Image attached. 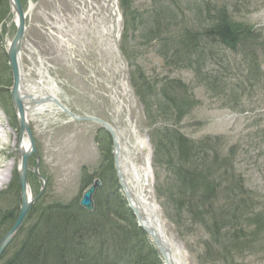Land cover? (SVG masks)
Segmentation results:
<instances>
[{
    "label": "rangeland",
    "instance_id": "374dc122",
    "mask_svg": "<svg viewBox=\"0 0 264 264\" xmlns=\"http://www.w3.org/2000/svg\"><path fill=\"white\" fill-rule=\"evenodd\" d=\"M20 2L27 11L30 4L35 5L22 50L25 78L31 80L40 78L41 75H51L58 81L60 98L72 111L100 117L115 126L123 145L124 168L132 169L137 165L135 158L141 166L142 162L146 163L148 154L152 161V151L154 152L152 140L148 139L150 132L153 135L154 129L149 124V110L137 93L132 91L128 95L127 81L138 85V77L134 81L132 79L133 72L141 70V67V72L148 76L149 85H155V79L165 78L177 101H188L183 107L182 117H177L175 107L168 114H165L161 107H157L153 115L163 114L161 119L174 124L191 138L218 136L220 150L225 153L231 151L230 161L234 162L236 171L231 173L229 179L234 182L239 180L244 187L234 197H231L235 193L233 190L228 192L217 189L215 193L218 196L213 197L217 206H212L213 213L218 214L220 209H226L225 212L228 213L232 211L229 206L224 207L229 203V200L225 199L226 195H229L231 200L242 199L243 217L247 219L255 215V222L257 219L262 223L257 236L258 246L250 245V248H255L245 250L247 254L243 259L234 258L235 263L240 264L242 261L245 264H264V0H130L129 5L135 10L137 21L132 19V14L129 13L131 22H128L130 30L126 34V41L124 32L121 34L125 19L120 0ZM197 7L203 18L199 24L193 20ZM211 12L214 16L224 14L234 22L245 24L250 32L257 34L258 40L241 39L237 43L238 49L219 46L215 49L216 53L212 59L204 53L203 56H198L191 50L188 51L184 44L180 46L176 42L177 37L185 40L191 38L195 42L199 34H205L211 23L210 19L205 18L209 17ZM114 17L115 33L111 29V18ZM174 17L177 20L172 21ZM15 19L8 0H0V125L9 124V133L5 139L0 129V139L5 152L11 153L10 159H15L18 163L20 153L16 139L19 140L22 134L17 123L18 111L12 99L13 74L6 52L17 30ZM134 23L140 25L137 31L133 30ZM156 29L159 32L158 37L153 39L154 34L145 37L149 30L153 32ZM187 29L194 30L197 36L187 32ZM166 38L169 42L168 49L165 47ZM163 50H166L165 55ZM172 51L181 53L183 58L176 57L178 61L171 59L169 52ZM254 53L258 57L260 77L254 75ZM82 59L84 60L80 62ZM102 59L106 60V65L102 63ZM191 61L189 68L183 66ZM41 66L43 71L38 73ZM106 66L110 75H114V79L105 72ZM87 79L92 83L86 81ZM174 81L176 87L173 86ZM206 81L210 82V86ZM158 86L155 90L161 92ZM155 100L153 95L151 102L154 103ZM153 109L154 105L149 113L152 114ZM169 116L171 117L167 119ZM30 125L34 132L35 144L27 170L33 190L32 198L41 190L43 192L34 201L22 227L2 253L0 264L20 248L33 225L41 223L42 211L46 207L57 205L58 202L68 204L72 200L82 198L87 189L84 185L82 187L85 169L94 180L96 171L105 166L107 161L104 155L106 147L113 148L112 142L108 143L106 140L105 131L100 129L99 123L91 120L71 121L68 114L62 111L55 118L47 116V119H39L33 115ZM172 128V125L167 126L168 130ZM163 130L165 131V127ZM134 131L147 138L151 147L149 151L144 149L143 153L138 149L137 157L134 150ZM10 159L3 161L10 162ZM17 163L9 175L8 182L0 190V240L12 228L10 224L13 218L18 217L22 205V188L17 176L20 165ZM151 168L153 180L156 182L158 178L157 183L165 194L161 201L164 205L172 204L173 191L177 189L169 184H174L176 177L162 169L163 167L155 168L151 164ZM102 169L103 173L105 168ZM132 172L128 171L130 178ZM105 173L107 176L104 191L111 189L114 192L117 184L113 179L114 174L117 178V171L109 170ZM192 190V195L186 197H199V200L205 195L204 189ZM113 192L107 194L111 195ZM120 192L124 196L121 188ZM186 192L189 195V191ZM153 194H156L155 187ZM155 199L159 203L169 238L174 241L175 247L181 250L188 264H204L201 257L203 250L200 249L203 242L212 243L211 250L215 257L221 252L231 250V247L239 246V249H245L244 240L250 237L256 228L255 223L247 224L242 220L241 226L248 236L239 239L241 231L238 230L231 233L234 237L232 240V237L225 236L224 228L218 224L217 229L213 230L215 238L219 240L217 244L212 242L214 238L212 232L209 233L211 230L208 225L209 232L203 224L194 222L193 219L198 216H180L176 209H169L172 218H177L176 222L172 221L165 213L157 194ZM126 204L134 214L127 201ZM207 207L209 206L206 203L200 208L204 209V223L209 224L213 219L212 213H205L208 211ZM135 219L138 223L136 216ZM211 250L209 249L210 254Z\"/></svg>",
    "mask_w": 264,
    "mask_h": 264
},
{
    "label": "trees",
    "instance_id": "16d2710c",
    "mask_svg": "<svg viewBox=\"0 0 264 264\" xmlns=\"http://www.w3.org/2000/svg\"><path fill=\"white\" fill-rule=\"evenodd\" d=\"M120 2L125 19L124 38L126 41V34L130 30L128 22H131L129 13L132 14V19H135V21H137V18L134 13L135 10H132L129 5L130 0H120ZM195 12L200 15L199 7L195 9ZM212 14L211 12V15L205 18V20L210 19L212 23V25L210 23L207 27L205 34L197 36L194 30H186L193 33L195 37L197 36L195 42L191 38L185 40L182 37H177L176 42L180 46L184 44L188 51L191 50V52H194L198 56H203L204 53L211 58L215 55V49L219 46L223 45L225 49L227 47L238 49L237 43L241 39L248 41L252 39L258 40L257 34H254L252 31L250 32L245 24L234 22L229 16L224 14L222 16H219V14L214 16ZM200 17L202 18V16ZM175 20H177L176 17L172 18V21ZM132 26L133 30L137 31V27L139 28L140 25L134 23ZM149 32L151 31L149 30ZM149 32H147L145 37L153 34V39L158 37V29L151 33ZM168 45V38H166L165 47L167 49ZM166 50H163L164 55ZM135 55L136 53H134ZM169 56L171 59H176V57L183 58L181 53L179 54L175 51L169 52ZM194 60L193 63H195ZM253 60H255L256 64V66L253 65L254 75L256 74L260 77L261 70L256 53H254ZM191 63L192 61L183 66L189 68ZM140 69L143 70L141 67ZM141 70L133 72V81L136 77L139 80L138 85L134 82H132V85L135 93L142 99L145 103L144 106L149 111L152 110L154 105L152 114L149 111L147 112L151 120L149 124L154 128L153 135L150 132V138L154 147L153 165L155 168L163 167L162 169L170 172L177 180L173 181L174 184H169L172 187L174 185L177 189L175 192L173 191L172 204L166 203L164 205L161 197L165 194L162 193L157 183L158 178L156 179L155 190L158 199L160 198V204L167 216L176 222L177 218H172V212L169 209H176L180 216L195 214L203 221L204 209L200 207L207 203L209 207H207L208 211L205 213H212L213 220L209 224L204 223V221L202 223L196 217L193 220L195 223L199 222L203 224V227L209 232L208 225L211 230L209 233L212 232L214 238L212 242L217 244H219V240L215 238L213 230L217 229L218 224L224 228L225 236L227 237H232V232L240 230V239V237L248 236L246 235L247 231L243 230L244 227L241 226L242 220H245L247 224L255 223L256 228L253 234L244 240L246 241V246H248H245V249L241 250L239 246L231 247V250L221 252L220 255L215 257L211 250L213 247L212 243L203 242L200 246V249L203 250L201 257L204 264H239L235 263L234 258L243 259L247 254L245 250L258 246V244L256 245L258 242L257 236L261 231L260 225L262 222H259L257 219L255 222V215H253V218L246 219L243 217V200H231L229 199V195L225 196V199H228L229 203L224 207L229 206L232 211L228 213L225 212L226 209H220L218 214L213 213L212 206H217L215 201H213V197L218 196L215 193L217 189L228 192L233 190L235 193L231 197H234L244 187L243 183L239 180L236 179L234 182V180L230 181L229 179L231 173L233 174L236 171L234 162L230 161L231 151L225 153L220 150V145L218 144L220 137L218 136L207 135L200 139L191 138L174 124L161 119L164 117L163 114L153 115L157 107H161L165 114L170 113L173 107H175L177 108V117H182L183 107L187 105L188 101L178 102L174 91L171 90L165 78L161 80L155 79V85H149L148 76L142 73ZM175 82L173 83L174 87H176ZM206 82L210 86V82ZM158 84L161 86H158ZM156 86H158L161 92H156ZM153 95L156 97L154 103L151 102ZM159 125L161 126L160 128ZM168 125H172L174 128L168 130ZM164 127L165 131H162ZM105 135L108 138V143H111V137L106 132ZM104 155L107 161H105V166H102V168H105V171L114 170L115 172L112 149L106 147ZM102 168L96 171L97 175L94 178V180L99 178L102 186L97 188L94 194L95 208L92 211L82 207L80 200H72L68 204L58 202L57 205L54 204L46 207L42 211L41 223L33 225L20 248L5 260L3 264H164L161 253L147 232L138 225L134 214L128 208L126 198L120 192V185L115 174L113 180L117 184V189L114 192L111 189L104 191L106 190L104 184L106 183L107 174H104L105 171L101 172ZM94 180L93 176L86 172L85 169L82 175V187L84 185V188H88L93 184ZM191 188H195L196 191L204 189L205 195L199 200V197H186L191 196V192H194ZM186 191H189V195ZM107 192L113 193L108 195L109 193L107 194ZM196 201L197 203H195ZM199 203L202 204L199 205ZM190 217L192 218L193 216ZM16 219L17 217L13 218L10 224L11 227ZM233 239L234 237H232ZM250 245H254L255 247L250 248ZM209 249L212 254L209 253ZM240 262V264H245V262Z\"/></svg>",
    "mask_w": 264,
    "mask_h": 264
},
{
    "label": "bare ground",
    "instance_id": "6f19581e",
    "mask_svg": "<svg viewBox=\"0 0 264 264\" xmlns=\"http://www.w3.org/2000/svg\"><path fill=\"white\" fill-rule=\"evenodd\" d=\"M112 7H113V11H115L116 9H115L114 5ZM195 14H196V16H195V18H193V20L195 21L196 24H199L201 21H203L202 18L200 17L201 14L200 15L198 13H195ZM89 18L92 19L91 17H89ZM111 19H112L111 20L112 21L111 29L113 30V33H115L116 17H114V19L113 18H111ZM124 31H125V28H123V31H121V32H124ZM116 34H118V31L116 32ZM95 53L97 54V52H95ZM76 58H77V56H76ZM19 60H20V71L22 74V79L24 80V82L22 84L21 91L23 92V94H29V95L33 96L36 100H42L39 103H35L33 106H32V101L30 99L27 98V100L25 101V108H26L25 113H26V118H27L29 123L31 122L33 115H35L39 119H42V118L47 119V116L55 118V116H58L61 111L63 113L68 114L67 111H65L61 108V106L57 103V101H59L64 107H67V109L72 111L67 105H65V103L60 98L59 86H58L59 84H58L57 80H55L51 75H49V76L48 75H41L40 78H36V79L31 78V80L28 77L25 79L26 72L24 71L21 56H19ZM83 60L84 59L80 60V62H82ZM102 60H103L102 63L104 65H106V60H104V59H102ZM41 67H42V69H41ZM41 67L39 68L38 73H42L41 71H43V66H41ZM106 67L104 69L105 72L107 71L109 74V77L114 79L115 78L114 75H112V73L110 75V70L108 67L107 68ZM47 73L50 74L49 71H47ZM86 81H88V79ZM89 83H92V82H89ZM128 95H130V91H129ZM48 98H50V99L47 100ZM124 107L125 106H123V108ZM119 109L122 111L123 110L122 106H120ZM72 112L78 116L84 115V114L75 113L74 111H72ZM87 116H89V115H87ZM68 117L71 121H83V119L73 118L69 114H68ZM104 121L107 122L106 120H104ZM4 122H6V120H4ZM0 123H2V122L0 121ZM8 125H9L8 123L0 125V129L2 131V136L4 139L7 137L8 133H9V129H8L9 126ZM100 129H101V127H100ZM32 133L34 136L33 131H32ZM140 136H141V134H140ZM140 136H138V140H139L138 142L141 144V147H139V150H141L142 153H143L144 149H146V151H149L150 150L149 149L150 143L148 142L147 138L142 139V138H139ZM16 142L19 145V153H20V155L18 156V163L16 162L15 159H12V160L10 159L11 153L5 152L6 149H4L1 146L2 143H1V139H0V158H2V159H0V161L2 162L3 160L10 159V162H7V161H5V162L3 161L2 163L0 162V190L8 182L9 175L12 173L11 171H12L14 165L16 163L18 165H21V162L23 159V156H22L23 151L28 153V152H31L35 148L34 141H31L29 139V136L26 133L21 135L19 140L16 139ZM119 142L121 143V141H119ZM122 148H123V145H121V149ZM32 154H33V152L31 153V155L28 158V164H29L31 157L33 156ZM153 157H154V152L152 151V158ZM114 162H115V158H114ZM120 163H121V166H124V162L120 161ZM151 164H152V167H154L153 161H151V158H150V154H148V156L146 158V163L142 162L141 166L134 164L135 166L132 169H126V167L124 169L126 170V172L133 171L132 172V178H130V182H131L130 188H131L133 194H135V197H136L135 199H136L137 204L140 206V208L142 209V212H144V214L147 217V220H148L147 224L150 223L152 226H154V227L156 226L157 228L161 229L163 232L165 231L164 233L166 234V236H168L167 235L168 233H166V223L164 221V217L161 214L160 207H159V205L155 199V195L153 194V188L155 187L154 183H156V182L153 180V176H152L153 170L151 168ZM27 170H28V168H27ZM17 171L20 172V170H17ZM40 192H43V190H41ZM40 192H38V194ZM26 195L29 198V200L32 199L33 190H32V186L30 183H28ZM168 241H169V244L171 245V247H173V249H174L173 258H174L175 264H188V261L185 260V258L181 256V254H182L181 250L178 249L180 252L179 253L178 250L176 249L175 245L173 244L174 241L171 240L170 238Z\"/></svg>",
    "mask_w": 264,
    "mask_h": 264
},
{
    "label": "water",
    "instance_id": "95a60500",
    "mask_svg": "<svg viewBox=\"0 0 264 264\" xmlns=\"http://www.w3.org/2000/svg\"><path fill=\"white\" fill-rule=\"evenodd\" d=\"M10 6L12 10L15 13V16L17 17V32L15 34V37L11 41L9 45V49L7 51L9 61L11 64L12 68V73H13V87H12V99H13V104L14 107H16L18 110V121H19V126L21 130V134L23 135L26 133L29 136V139L31 141H34V136L30 127V124L26 118V108H25V101L30 99L32 101V104L39 103L42 100H36L33 96L29 94H23L21 91L22 84H23V79H22V74L20 71V50L22 47L23 43V38L26 32V13L24 12V9L22 7V4L20 0H9ZM48 98L47 100H49ZM57 103L61 106V108L69 115H71L73 118L77 119H83V120H93L97 121L108 130L112 136H113V141H114V157H115V166L117 169V175L120 181V184L125 191L128 203L130 207L132 208L133 212L135 213L138 223L141 227H143L149 234L152 236L154 239L155 243L157 244L158 248L162 252L165 263L166 264H175L174 258H173V249L172 247L164 240L163 236L159 232V230L152 226L150 223H148L147 217L145 214L140 210V208L137 205V202L135 201L136 197L135 194H133L131 188L129 187V184L127 180L125 179L123 169L121 166V144L118 139V135L115 131V128L109 124L108 122H105L102 118L96 117V116H87V115H81L78 116L74 114L72 111L67 109V107H64L59 101ZM34 148V147H33ZM35 149V148H34ZM34 149L31 152H25L23 151L22 156V162L21 166L19 168V177H20V184L22 188V193H21V200H22V205L20 208L19 215L10 229V231L0 240V257L6 247L9 245V243L12 241V239L15 237L17 234L18 230L20 229L26 215L28 214L32 204L34 201L41 195L42 192H40L35 198H32L29 200V198L26 195V190L27 186L29 183L28 175H27V168L29 167L28 165V158L31 155L32 152H34ZM101 185V181L97 179L93 185H91L83 194V197L81 199V205L88 210H93L94 209V202H93V194L96 191L97 187Z\"/></svg>",
    "mask_w": 264,
    "mask_h": 264
}]
</instances>
